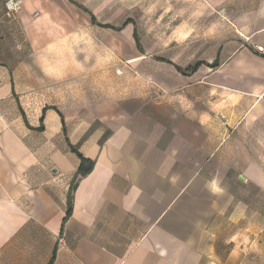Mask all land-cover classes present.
<instances>
[{
  "label": "crops",
  "instance_id": "0c3cea01",
  "mask_svg": "<svg viewBox=\"0 0 264 264\" xmlns=\"http://www.w3.org/2000/svg\"><path fill=\"white\" fill-rule=\"evenodd\" d=\"M7 1L0 264H264L263 235L248 238L264 231L249 224L264 197V24L210 34L195 73L162 60L175 69L160 83L170 92L105 100L88 79L104 70L99 52L120 54V32L142 55L129 63L155 54L137 46L131 20L102 25L117 0H22L14 13ZM72 148L95 162L88 175Z\"/></svg>",
  "mask_w": 264,
  "mask_h": 264
},
{
  "label": "rangeland",
  "instance_id": "374dc122",
  "mask_svg": "<svg viewBox=\"0 0 264 264\" xmlns=\"http://www.w3.org/2000/svg\"><path fill=\"white\" fill-rule=\"evenodd\" d=\"M217 1L220 5L215 12L205 9L199 0H117V8L103 7L99 13V18L104 20L102 25L111 24V18L118 19L119 22L114 24L119 26L131 20L137 28L142 47L155 54L129 63V60L142 55L128 53L129 41L125 33L120 32V54H107L104 49V54L99 52L96 56L97 65L104 70L97 71L93 77L89 76V96H94L96 89L103 87L104 92L100 97L105 100L129 96L158 97L174 89L163 87L160 83L175 82V69L162 60H170L184 68L190 64L193 66L198 57H203L199 53L207 50L210 34L224 30L227 25L232 28V36L239 31L248 34L264 24L261 21L264 17V0ZM224 11L228 19L226 23L223 22ZM88 41L91 53L94 42L91 39ZM117 62L118 67L107 70ZM188 96L185 95V99ZM254 203L260 215L252 218L249 224L258 223L261 230V223L264 224V197H257ZM232 233L234 235L235 232ZM255 233H259V236L249 232L248 238L264 237V231Z\"/></svg>",
  "mask_w": 264,
  "mask_h": 264
},
{
  "label": "trees",
  "instance_id": "16d2710c",
  "mask_svg": "<svg viewBox=\"0 0 264 264\" xmlns=\"http://www.w3.org/2000/svg\"><path fill=\"white\" fill-rule=\"evenodd\" d=\"M94 21V19H93ZM135 40H136V43H137V46L140 48V41H139V37H138V34L135 33ZM202 65L201 62H198L196 63L195 65L193 66H190L188 67L185 71H183L180 67H177V70L179 72H182V73H195L199 67ZM217 64H214L213 67H216ZM72 151L74 153L77 154V156L79 157V159L81 160V166L79 168V171H78V174L81 175V176H86L88 175L94 168V165H95V162L93 160H89L87 158H85L82 154H80L75 148H72ZM77 187V184H74L71 188V191H70V194H69V204H70V208H69V211L67 213V216L64 220V223L65 221L70 217L71 213H72V209H73V191L76 189ZM54 259L55 257L52 259L51 263L50 264H53L54 263Z\"/></svg>",
  "mask_w": 264,
  "mask_h": 264
},
{
  "label": "built area",
  "instance_id": "2783aa9c",
  "mask_svg": "<svg viewBox=\"0 0 264 264\" xmlns=\"http://www.w3.org/2000/svg\"><path fill=\"white\" fill-rule=\"evenodd\" d=\"M22 5H23L22 0H8L6 2L7 10L10 13L19 11L22 8Z\"/></svg>",
  "mask_w": 264,
  "mask_h": 264
}]
</instances>
